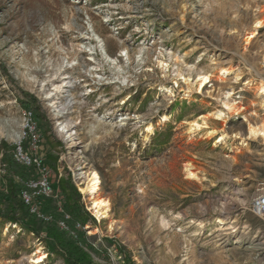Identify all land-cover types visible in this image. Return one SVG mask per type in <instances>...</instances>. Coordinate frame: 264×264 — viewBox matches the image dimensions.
Masks as SVG:
<instances>
[{
    "label": "rangeland",
    "instance_id": "rangeland-1",
    "mask_svg": "<svg viewBox=\"0 0 264 264\" xmlns=\"http://www.w3.org/2000/svg\"><path fill=\"white\" fill-rule=\"evenodd\" d=\"M258 20L264 0H0V146L22 142L29 94L60 157L51 178L71 176L87 212L81 173H98L112 213L86 225L94 264H264V214L253 208L264 196V141L236 138H245V120L264 121L247 85L264 80V28L243 46ZM159 54L171 66L166 75ZM230 67L242 71L240 83L219 77ZM175 70L212 81L187 96ZM225 93L245 112L218 121L211 116ZM201 117L231 138L190 135L188 124ZM67 122L71 138L59 133ZM188 165L198 181L187 178ZM6 208L0 264H37L42 255L40 264H65L44 242L46 225L35 219L38 237L8 220Z\"/></svg>",
    "mask_w": 264,
    "mask_h": 264
},
{
    "label": "trees",
    "instance_id": "trees-1",
    "mask_svg": "<svg viewBox=\"0 0 264 264\" xmlns=\"http://www.w3.org/2000/svg\"><path fill=\"white\" fill-rule=\"evenodd\" d=\"M24 97L25 99L21 100L22 106L33 112V119L38 132L41 134L42 139L44 138L47 142H50L51 150L47 152L46 157H44V166L50 170L51 173L54 171L59 175L58 168L60 157L59 155H55L57 146L54 145V142H52L48 136L49 126L45 116L36 106L37 100L34 97L29 94H24ZM22 141L21 147L24 152L32 158H36V155L32 152L30 138L26 137ZM17 147L18 145L10 146L8 143H3L0 146V154L3 156L2 163L5 165V171H7L4 176V185L6 189L5 191H0V216H2L3 212L1 207L7 205L5 210L7 219L14 224L20 223L28 232L39 237L44 228L38 226L34 217L29 216L30 218H27V206L21 199V192L25 188L26 181L38 179L41 173L35 165L29 167L24 165L21 166L16 162L13 155ZM51 183L60 193L63 209L73 218V220L69 222L70 226H73L74 223H81L82 227L87 225L92 219V216L86 211L84 203L82 202V196L75 183H73L71 176L67 179L57 178L54 182L51 178ZM40 202L42 211L53 217V221L45 226L47 236L44 238V242L47 244L50 252L60 255L65 264H94L93 256H91L90 253H97V250L93 243L90 242V237L87 235L86 230H84V228L79 230L77 238L69 234L67 235L59 228L58 223L63 216L56 211L55 207H52V202L42 199H40ZM108 245L112 247V241H108Z\"/></svg>",
    "mask_w": 264,
    "mask_h": 264
},
{
    "label": "bare ground",
    "instance_id": "bare-ground-1",
    "mask_svg": "<svg viewBox=\"0 0 264 264\" xmlns=\"http://www.w3.org/2000/svg\"><path fill=\"white\" fill-rule=\"evenodd\" d=\"M261 28H264V21L258 20L256 21L249 34L246 35V37L243 39V46L245 48H248L254 40H256L259 36V30ZM160 55V61L157 62L159 68L162 70V72L166 75L170 72L171 66L167 62L166 59H164V55ZM262 65L264 68V51H263V58H262ZM173 79L176 78L178 81H183V83L186 86V95L190 96L194 92L202 93V91L205 89V87L208 86V84L211 83L212 78L204 73H200L197 75L196 80H193L191 78L190 74H185L182 71L179 70L176 72L173 71ZM233 75L235 77L234 83L238 84L242 80V71L239 69H234L232 67L221 69L219 72V77L222 79L223 82H226L229 80V76ZM234 79V78H233ZM72 85L71 82L64 83L63 86L56 87L55 91H63L65 88H69V86ZM248 86L255 85L256 91L258 92V99L260 101V105L264 108V80H261L257 83L249 82L247 84ZM223 97V96H222ZM219 101V100H218ZM221 110L215 112L211 117H213L215 120L218 121H225V119L229 116H240L242 113L245 112V108L241 106L240 103H238L235 99H233V93H225L224 97L221 101ZM59 111L57 112V116H63L67 112L68 105L60 106ZM247 122V130L245 133V138L241 135V137L237 136V139L242 140L241 145L247 146L248 141H256V140H263L264 141V121L261 123H255L252 124L249 122V120H245ZM71 122H67L65 125H63L62 129L60 130V134H62L65 138H71L73 134H71ZM189 126V134L196 136L198 133H201L203 131L207 132V136L212 138V136L221 134V139L218 141V143L226 142L231 137L225 134V131H216L210 129L209 121L207 117H201L195 121H192L188 124ZM155 130V127H149L147 129V134L152 135ZM18 139V138H17ZM186 175L187 178L190 180H196L198 181L199 173L195 171V168L193 166L188 165L186 169ZM81 178L83 179V192L84 194L89 198L90 202V210L94 213V215L100 219L108 220L111 217V203L107 200L101 197V181L100 177L97 172L94 171H88L81 173ZM220 224V223H219ZM44 259H46L45 255L40 256L37 264H40Z\"/></svg>",
    "mask_w": 264,
    "mask_h": 264
},
{
    "label": "built area",
    "instance_id": "built-area-1",
    "mask_svg": "<svg viewBox=\"0 0 264 264\" xmlns=\"http://www.w3.org/2000/svg\"><path fill=\"white\" fill-rule=\"evenodd\" d=\"M23 134L22 138H30L32 145V152L36 155V158H32L26 152H24L21 147L22 142L18 144L16 151L14 152V157L16 162L21 166H32L35 165L38 170H40V176L38 179H30L26 181L25 188L21 192V199L25 202L28 213L33 216L37 222H40L43 225H48L53 221L52 215L45 213L41 209L42 200H53L58 206V211L62 213L63 218L59 221L58 225L62 231L67 235L77 238V233L79 230H86L88 235V229L85 226L82 227L81 223H74L73 226H70L69 222L73 220L72 216L69 213H66L63 209L60 193L54 189L53 184L51 183V171L44 166V155L40 153L41 145L43 144V139L41 134L38 132L37 126L34 123L33 114L31 112H24L23 115ZM7 171L5 168L0 165V191H3L5 188L4 185V176ZM253 208L257 215L264 214V196L257 198V201L254 203ZM87 210L93 215L97 220L98 218L91 212L90 205L87 207Z\"/></svg>",
    "mask_w": 264,
    "mask_h": 264
}]
</instances>
